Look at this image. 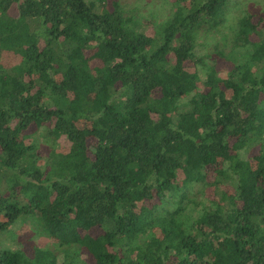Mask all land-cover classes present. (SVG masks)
<instances>
[{"label": "trees", "instance_id": "trees-1", "mask_svg": "<svg viewBox=\"0 0 264 264\" xmlns=\"http://www.w3.org/2000/svg\"><path fill=\"white\" fill-rule=\"evenodd\" d=\"M236 4L149 34L119 0H0V237L57 241L0 264H264V11L224 32Z\"/></svg>", "mask_w": 264, "mask_h": 264}, {"label": "rangeland", "instance_id": "rangeland-1", "mask_svg": "<svg viewBox=\"0 0 264 264\" xmlns=\"http://www.w3.org/2000/svg\"><path fill=\"white\" fill-rule=\"evenodd\" d=\"M93 1L99 6L100 0ZM114 0H106L107 7L111 8V3ZM125 8L138 6L140 8V14L143 18H146L143 23L148 24L150 29L145 26L146 32L149 34L153 30L152 22H159L163 20L169 11V1L171 0H119ZM264 11V0H237V4L230 12L228 20L225 22V30L228 31V27L234 24L237 16L242 11ZM219 64L223 65V61H219ZM201 78L204 77V70L198 68ZM39 140V136L36 137ZM12 234L2 235L0 237V246L14 249L21 247L27 251L30 250L32 245L40 247L49 246L50 244H56L57 241L53 238L39 235L33 232V224L31 219H19L16 223L10 226ZM14 235V237H13Z\"/></svg>", "mask_w": 264, "mask_h": 264}]
</instances>
